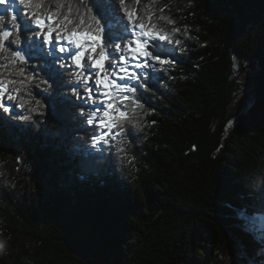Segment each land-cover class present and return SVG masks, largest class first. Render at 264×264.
Listing matches in <instances>:
<instances>
[{"label":"trees","instance_id":"1","mask_svg":"<svg viewBox=\"0 0 264 264\" xmlns=\"http://www.w3.org/2000/svg\"><path fill=\"white\" fill-rule=\"evenodd\" d=\"M161 5L181 44L167 72L141 73V127L123 144L92 145L60 62L64 82L31 89L37 112L2 100L0 264H264L250 233L264 214V0ZM29 67L48 78L43 59Z\"/></svg>","mask_w":264,"mask_h":264},{"label":"snow or ice","instance_id":"2","mask_svg":"<svg viewBox=\"0 0 264 264\" xmlns=\"http://www.w3.org/2000/svg\"><path fill=\"white\" fill-rule=\"evenodd\" d=\"M158 3L159 0H19L27 12L21 16L19 11L11 10V27L3 26L5 15H0V109L11 111L2 103L6 98L19 101L21 109L34 101L35 106L29 110L37 112L42 101L31 89L44 86L47 90L52 83L64 82V74L53 67L60 62V67L68 70L72 95L89 105L82 108L80 115L93 130L92 145L111 146L112 141L123 144L124 137L134 136L133 129L141 127L144 104L138 89H147L141 73L145 69L167 72L166 66L173 63L165 59L173 52L168 46L181 44L176 38L181 29L165 15L168 5L157 8ZM3 5L5 0H0ZM9 11L5 6L4 12ZM28 33L33 34L28 47H19L22 36ZM45 45L50 49L47 52ZM31 58L45 61L47 79L38 77L29 67ZM21 119L30 121L32 117ZM117 151L123 153L124 149L118 147Z\"/></svg>","mask_w":264,"mask_h":264},{"label":"rangeland","instance_id":"3","mask_svg":"<svg viewBox=\"0 0 264 264\" xmlns=\"http://www.w3.org/2000/svg\"><path fill=\"white\" fill-rule=\"evenodd\" d=\"M5 6H7L8 8H10V9H12V10H16V11H19V9H18V7H17V2H16V0H15V3H12V2H10V0H5V5H3V6H0V9L2 10V11H4V7ZM47 49H49L48 47H47ZM60 55H62V54H60ZM165 58H169V57H165ZM169 67H171V66H169ZM245 76V74H243L241 77H240V81L242 82V81H245L246 80V78L244 77ZM91 83V82H90ZM242 96V99H243V95H241ZM246 214V212L245 211H242V216L243 215H245ZM261 217H262V220H263V218H264V214H262L259 218H260V220H259V218H257V217H255L256 218V221H254V222H252V223H250V233L252 234V235H259V232L260 233H262V234H264V224H262L260 221H261ZM255 218H253L254 220H255ZM263 222V221H262ZM264 223V222H263ZM263 229V231H261ZM260 236V235H259ZM259 264V263H258Z\"/></svg>","mask_w":264,"mask_h":264},{"label":"bare ground","instance_id":"4","mask_svg":"<svg viewBox=\"0 0 264 264\" xmlns=\"http://www.w3.org/2000/svg\"><path fill=\"white\" fill-rule=\"evenodd\" d=\"M252 220H253V221H256V219L254 220L253 218H252ZM262 221L264 222V218H263V220H262V217H261V221H260V222H261L262 224H264ZM261 231H263V229H262ZM259 235L261 236V233H260V232H259ZM259 235H258V236H259ZM260 236H259V237H260ZM261 240H262V239H261Z\"/></svg>","mask_w":264,"mask_h":264}]
</instances>
